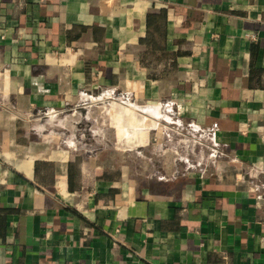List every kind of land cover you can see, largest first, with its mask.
I'll return each mask as SVG.
<instances>
[{
	"label": "crops",
	"instance_id": "crops-1",
	"mask_svg": "<svg viewBox=\"0 0 264 264\" xmlns=\"http://www.w3.org/2000/svg\"><path fill=\"white\" fill-rule=\"evenodd\" d=\"M100 90L219 160L99 175L31 126ZM125 105L120 134L158 125ZM0 264H264V0H0Z\"/></svg>",
	"mask_w": 264,
	"mask_h": 264
},
{
	"label": "rangeland",
	"instance_id": "rangeland-1",
	"mask_svg": "<svg viewBox=\"0 0 264 264\" xmlns=\"http://www.w3.org/2000/svg\"><path fill=\"white\" fill-rule=\"evenodd\" d=\"M105 93L91 92L82 103L55 110L54 119L53 110H42L31 117V126L40 127L51 142L77 154L80 163L99 175L166 176L171 168L175 173H198L213 169L219 160L212 141L201 136L197 124L180 118L173 102L140 101L130 91ZM126 103L136 104L141 115L152 111L158 125L137 130L134 137L120 134L113 106Z\"/></svg>",
	"mask_w": 264,
	"mask_h": 264
}]
</instances>
